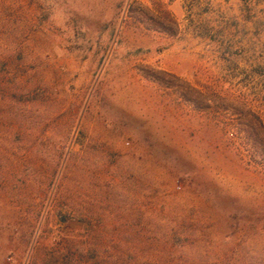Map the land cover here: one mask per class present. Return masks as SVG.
Instances as JSON below:
<instances>
[{
  "label": "rangeland",
  "instance_id": "rangeland-1",
  "mask_svg": "<svg viewBox=\"0 0 264 264\" xmlns=\"http://www.w3.org/2000/svg\"><path fill=\"white\" fill-rule=\"evenodd\" d=\"M248 112L264 0H0V264H264Z\"/></svg>",
  "mask_w": 264,
  "mask_h": 264
},
{
  "label": "trees",
  "instance_id": "trees-1",
  "mask_svg": "<svg viewBox=\"0 0 264 264\" xmlns=\"http://www.w3.org/2000/svg\"><path fill=\"white\" fill-rule=\"evenodd\" d=\"M149 16L151 20L155 21V26L159 30L166 31L171 34H176L178 32V24L169 14L166 13L161 15L151 14ZM146 70H145V74L147 76L163 83L166 86L176 87L179 86L178 84H181L183 98L186 101L201 107V105L198 104L201 103L200 98L204 97L203 92H201L191 83L182 79L179 75L163 69L147 67ZM205 102L206 103H201L203 104L202 106L204 107L211 106L209 101H205ZM248 114L250 116L246 115L243 121H241L242 131L245 132V134H247V136L253 139L256 143H260L261 145H264V125H262L261 119L254 113V116H256L257 121L260 123V125H257V122H255L254 118L252 117L253 114L251 112H248Z\"/></svg>",
  "mask_w": 264,
  "mask_h": 264
}]
</instances>
